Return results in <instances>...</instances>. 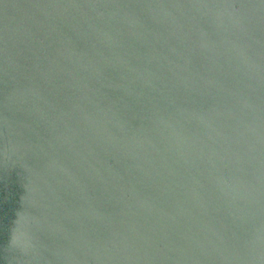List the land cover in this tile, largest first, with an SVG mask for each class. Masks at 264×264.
Returning a JSON list of instances; mask_svg holds the SVG:
<instances>
[{
	"label": "water",
	"instance_id": "1",
	"mask_svg": "<svg viewBox=\"0 0 264 264\" xmlns=\"http://www.w3.org/2000/svg\"><path fill=\"white\" fill-rule=\"evenodd\" d=\"M191 1L171 19L162 0H0V264H264V118L234 87L244 40L208 43L223 3L203 0L188 40L208 66L229 48L223 154L201 120L207 83L186 85L169 56L184 54L172 21L206 11ZM263 6L229 0L251 49ZM13 231L34 247L11 248Z\"/></svg>",
	"mask_w": 264,
	"mask_h": 264
},
{
	"label": "rangeland",
	"instance_id": "2",
	"mask_svg": "<svg viewBox=\"0 0 264 264\" xmlns=\"http://www.w3.org/2000/svg\"><path fill=\"white\" fill-rule=\"evenodd\" d=\"M163 3L166 5L165 9L162 10V16L165 18H171L174 19L175 14L174 11L178 10L179 11V6L182 2V0H162ZM214 2L217 0H213ZM219 5L223 3L218 11V14L216 15L217 21L220 22L222 21V24L224 22V25L222 28L221 26H209L211 30V34L213 37L210 35L211 38L208 39V43H210L213 47H215L217 44H220L222 46L226 41L229 40V30L232 35H239V38H243L244 44L241 46L240 50L243 52V54L246 55L247 57V66H248V73L247 74V83L240 84L239 78L235 77L234 79V87L238 89V84L241 86L240 88V95L243 99V104L247 108V113L250 115V112L252 114L255 113V115H260L263 116L264 118V81L263 79L261 80V73L264 76V50L262 47H257L255 49L250 48V43H249V38L246 37L248 34L247 31H243L244 26L241 25L242 20H238V18L233 17L231 11H229V0H218ZM198 2V1H197ZM216 3V4H215ZM214 5L216 6L218 2H215ZM179 4V6H178ZM201 8L206 7V11H203L200 13V16H196L193 18H190L186 20L185 23H181V27L179 28L177 24H179L176 20L172 21L171 25L169 26L170 31L169 33L171 34V42L174 44L176 40H181L184 42V46L182 48L183 55L181 57H177L174 55H169L170 58L175 62V63H181L184 64L186 62V66L181 72V78L183 82L186 85L192 86L195 84H200L203 80L207 83L205 88L200 87V93H199V99H200V104H208L211 106V111L210 113L203 114L202 115V122L205 123V126H208L210 129H213L215 133H217V145H219V149L223 151L224 154V142L220 140L218 136V132L220 129L225 128L224 124H222L220 118H218V115L221 114V109H225V107L229 106V103L227 100H225V94H226V88L229 87V81L224 82L216 78L217 74L222 70V66L224 64L229 63V48L225 49L226 47L221 48L222 52L221 55L217 56V58H214L213 61L209 64L208 63H197L195 60V56L193 53L196 51L198 47L197 42H191L188 39V35L191 32H194L199 26H201V23L206 19L205 15L207 14V17L211 14L208 10V4L205 1L200 0L198 4ZM219 5L216 7L218 8ZM185 7L188 9L192 7V1L191 0H186L185 2ZM264 6L262 7V9ZM166 9L169 13L166 12ZM210 9V8H209ZM221 9V11H220ZM208 10V11H207ZM215 10V9H213ZM206 12V13H205ZM248 13V12H246ZM251 15L254 17H257V13L253 10ZM262 18L263 15L261 14ZM241 22V23H240ZM230 24V25H229ZM244 24V23H243ZM258 25V23H256ZM256 25V26H257ZM264 27V18H263V23ZM212 27V28H211ZM244 36V37H242ZM186 37H187V42H186ZM168 42V40H167ZM190 45V46H189ZM257 49V52H256ZM254 59H253V57ZM184 60V61H183ZM254 60L257 64H259V69L256 70V73L252 70H250V67H252L254 64ZM229 67V66H228ZM225 70V68L223 67ZM263 69V70H261ZM257 72L259 74H257ZM226 78H229V74H227ZM242 78V77H241ZM213 79H216L214 81ZM259 83H258V82ZM239 86V87H240ZM260 90V93L258 92ZM232 94H236V91H231ZM260 94V96L258 95ZM256 95V96H255ZM224 122L227 124L229 127V121L224 117ZM249 127H247L248 129ZM259 130V129H258ZM257 130V131H258ZM262 136L264 137V130L261 131ZM257 134V133H256ZM223 172L225 175V186L227 189V192L229 191V170L226 168L225 164L223 167Z\"/></svg>",
	"mask_w": 264,
	"mask_h": 264
},
{
	"label": "clouds",
	"instance_id": "3",
	"mask_svg": "<svg viewBox=\"0 0 264 264\" xmlns=\"http://www.w3.org/2000/svg\"><path fill=\"white\" fill-rule=\"evenodd\" d=\"M17 221L14 219L13 226L16 227ZM9 246L20 252L26 253L34 247V242L27 231L21 232L19 235L15 231L10 233Z\"/></svg>",
	"mask_w": 264,
	"mask_h": 264
}]
</instances>
